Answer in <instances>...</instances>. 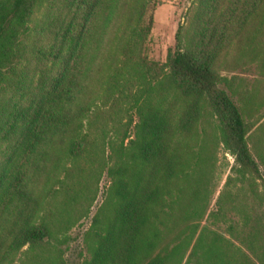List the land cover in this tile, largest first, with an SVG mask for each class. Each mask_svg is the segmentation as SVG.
Masks as SVG:
<instances>
[{"label":"trees","instance_id":"trees-1","mask_svg":"<svg viewBox=\"0 0 264 264\" xmlns=\"http://www.w3.org/2000/svg\"><path fill=\"white\" fill-rule=\"evenodd\" d=\"M149 1L0 0V264H65L58 243L104 172L111 181L83 264H181L182 243L163 242L189 212L176 206L179 179L191 174L204 111L264 197L249 126L220 73L233 49L264 59V0H192L162 63L140 52ZM135 84L131 137L119 99ZM199 237L186 261L229 264Z\"/></svg>","mask_w":264,"mask_h":264},{"label":"rangeland","instance_id":"rangeland-1","mask_svg":"<svg viewBox=\"0 0 264 264\" xmlns=\"http://www.w3.org/2000/svg\"><path fill=\"white\" fill-rule=\"evenodd\" d=\"M191 4L192 0H150L147 3L143 22L150 25V30L141 46L142 55L158 63L165 61L167 53L173 49L177 26L184 21ZM41 11L42 7L34 11L31 24L41 18ZM225 59L226 64L221 67L220 73L229 79L230 88L227 89L249 126L248 145L259 163L260 175L264 177V59L259 56L251 60L234 49ZM123 88V94L128 99H119V114L124 122L132 118L129 126L132 137L137 118L133 105L142 86L135 84L131 90L125 86ZM182 104L185 105V102ZM107 128L108 134L114 135L109 123ZM192 131L193 138L189 143L195 157L191 162V174L179 179L182 194L181 202L176 205L189 212L176 221L163 244L171 248L175 243H182L181 250L185 254L181 264H200L196 256L186 261L198 235L202 249L213 244L220 257L229 264H264V197L261 179L252 181L234 168V156L221 141L215 116L204 111ZM110 181L105 172L100 176L98 183L93 185L97 187V192L90 201L87 214L58 243L65 264H83V260L89 257L86 232L91 228L94 214L106 200ZM21 257L18 253L17 263Z\"/></svg>","mask_w":264,"mask_h":264}]
</instances>
